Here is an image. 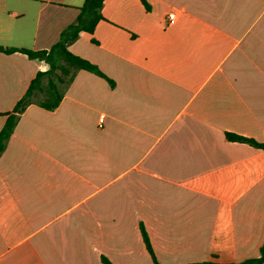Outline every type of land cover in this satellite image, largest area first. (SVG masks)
<instances>
[{
    "label": "crops",
    "instance_id": "obj_1",
    "mask_svg": "<svg viewBox=\"0 0 264 264\" xmlns=\"http://www.w3.org/2000/svg\"><path fill=\"white\" fill-rule=\"evenodd\" d=\"M85 0H0V132ZM105 0L0 154V264L242 263L264 245V0ZM175 14L173 21L169 15ZM47 79L44 85H47ZM42 101V100H41ZM104 121L100 123V119ZM264 264V263H263Z\"/></svg>",
    "mask_w": 264,
    "mask_h": 264
},
{
    "label": "trees",
    "instance_id": "obj_2",
    "mask_svg": "<svg viewBox=\"0 0 264 264\" xmlns=\"http://www.w3.org/2000/svg\"><path fill=\"white\" fill-rule=\"evenodd\" d=\"M105 0H85L83 6L80 8V14L76 21L71 24L62 34L60 40L52 46L49 51L34 52L31 50H19L31 59H38L45 61L49 65L47 72H40L37 77L32 81L29 89L24 97L18 102L13 112L8 114L6 125L0 132V154L2 153L6 141L12 135L17 124L19 115L33 103L39 92L45 93L47 97L40 100V105L50 110L56 109L64 96L66 86L73 78V70H86L97 76L107 78V76L100 70V68L91 63L89 60L73 54L68 46L70 43L76 41L82 32L94 34L98 23L104 20L102 8ZM147 10H151L148 0H141ZM0 51L11 53L15 50H5L0 47ZM47 79L48 84L44 85V80ZM108 79V78H107ZM227 138L230 141L247 143L256 148L264 150V144L256 142L253 139L238 136L233 133H227ZM144 240L147 244L148 250L154 258L155 264H159L156 260L152 247L150 246L147 234L143 233ZM106 264H111L108 260L104 259ZM264 263V245L260 249V257L244 261L242 263H219L214 261H207L198 264H263Z\"/></svg>",
    "mask_w": 264,
    "mask_h": 264
},
{
    "label": "built area",
    "instance_id": "obj_3",
    "mask_svg": "<svg viewBox=\"0 0 264 264\" xmlns=\"http://www.w3.org/2000/svg\"><path fill=\"white\" fill-rule=\"evenodd\" d=\"M174 18H175V14H170V15H169V20H170V21H173ZM103 121H104V118H101V119H100V123H102Z\"/></svg>",
    "mask_w": 264,
    "mask_h": 264
}]
</instances>
